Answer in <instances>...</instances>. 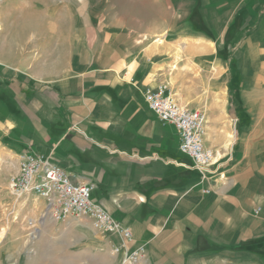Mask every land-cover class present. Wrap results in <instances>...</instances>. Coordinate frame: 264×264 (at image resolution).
<instances>
[{
	"label": "crops",
	"instance_id": "obj_1",
	"mask_svg": "<svg viewBox=\"0 0 264 264\" xmlns=\"http://www.w3.org/2000/svg\"><path fill=\"white\" fill-rule=\"evenodd\" d=\"M173 1L176 22L147 45L124 34L104 54L87 56L86 68L60 70L58 48L45 60L48 51L41 52L43 44L33 39L29 43L37 54L30 63L49 62L55 71L49 74L43 66L25 78L19 75L15 85L5 83L0 131L10 157L42 156L73 183L92 185L93 202L132 233L128 243L95 232L86 219L56 220L44 200L33 207L34 196H27L20 203L38 216L33 219L45 230L37 237L48 241L36 253L57 255L51 263L124 264L126 254L142 248L135 264H264V127L253 124L234 134L226 96L206 110L186 97L193 95L189 67L181 72V63H191L194 77V65L213 58L214 41L188 27L190 18L199 15L201 23L220 33L216 40L222 39L247 9L245 0ZM171 31L177 37H169ZM4 41L12 47V36ZM208 78L215 81L208 82L206 96L220 88L221 72ZM161 84L179 105L207 116L203 142L216 156L204 172L179 151L175 127L160 122L145 103L146 90ZM114 247L120 253L114 254Z\"/></svg>",
	"mask_w": 264,
	"mask_h": 264
},
{
	"label": "rangeland",
	"instance_id": "obj_2",
	"mask_svg": "<svg viewBox=\"0 0 264 264\" xmlns=\"http://www.w3.org/2000/svg\"><path fill=\"white\" fill-rule=\"evenodd\" d=\"M239 3L237 1L235 9L240 8ZM243 5L247 9L218 40L216 36L220 33L215 27L201 23L199 15L191 17L186 25L197 28L201 37L214 41L213 58L204 57L196 63L194 77L191 76L193 64L181 63V72L189 67L187 74L193 90V95L186 97L207 110L220 95L226 96L225 106L234 134L253 124L264 127V0H245ZM174 8L173 0H0V59L9 58L6 63L0 62V97L5 92V83L15 85L21 74L25 78L41 71L43 66L49 74L55 71L49 62L30 63V58L37 54V48L30 45V40L37 39L43 44L41 52L48 51L45 60L51 56V48H58L57 69L86 68L87 56L94 57L106 52V48H114L124 34L131 39L143 40L146 45L163 35L161 29L176 22ZM177 33L171 31L169 37L175 38ZM10 36L12 47L3 46ZM26 40L28 45H25ZM21 59L24 60L22 64ZM214 71L221 72L220 88L208 97L207 84L212 80L208 76ZM241 121L246 122L245 125L241 126ZM1 131L0 263L57 264L50 262L57 255L36 253L37 246L46 247L48 243L37 237V232L45 229L42 222L33 219L38 216L23 208L21 199L16 200L9 189L11 178L17 174V160L10 157L7 146L4 147ZM30 199L33 207L43 205L35 196ZM9 252L12 254H7Z\"/></svg>",
	"mask_w": 264,
	"mask_h": 264
},
{
	"label": "built area",
	"instance_id": "obj_3",
	"mask_svg": "<svg viewBox=\"0 0 264 264\" xmlns=\"http://www.w3.org/2000/svg\"><path fill=\"white\" fill-rule=\"evenodd\" d=\"M144 100L160 122L175 127L180 138L179 151L191 159L197 170L204 172L214 164L216 154L203 142L207 125L205 112L179 105L166 84L147 89ZM16 160L17 174L9 182L16 200L35 196L46 202L47 214L56 220L86 219L95 232L114 234L128 243L132 241L131 230L114 221L93 202L92 185L73 183L59 166L36 154L23 152ZM120 251V247L112 249L114 254ZM142 257L143 249L139 248L126 254L123 263L135 264Z\"/></svg>",
	"mask_w": 264,
	"mask_h": 264
},
{
	"label": "trees",
	"instance_id": "obj_4",
	"mask_svg": "<svg viewBox=\"0 0 264 264\" xmlns=\"http://www.w3.org/2000/svg\"><path fill=\"white\" fill-rule=\"evenodd\" d=\"M0 99H1V97H0Z\"/></svg>",
	"mask_w": 264,
	"mask_h": 264
}]
</instances>
